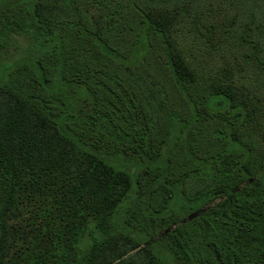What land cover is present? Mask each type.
I'll return each instance as SVG.
<instances>
[{
  "label": "trees",
  "instance_id": "obj_1",
  "mask_svg": "<svg viewBox=\"0 0 264 264\" xmlns=\"http://www.w3.org/2000/svg\"><path fill=\"white\" fill-rule=\"evenodd\" d=\"M0 264H264V0H0Z\"/></svg>",
  "mask_w": 264,
  "mask_h": 264
}]
</instances>
